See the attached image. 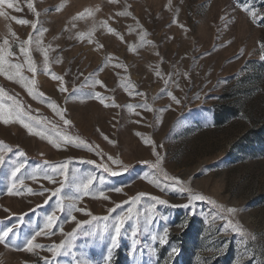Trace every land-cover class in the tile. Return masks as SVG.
<instances>
[{
  "label": "rangeland",
  "instance_id": "374dc122",
  "mask_svg": "<svg viewBox=\"0 0 264 264\" xmlns=\"http://www.w3.org/2000/svg\"><path fill=\"white\" fill-rule=\"evenodd\" d=\"M12 2L19 11L0 5L12 52L0 72V231L12 229L0 264H264V0ZM9 64L35 79L32 95ZM14 101L45 138L3 123ZM32 237L42 247L17 250Z\"/></svg>",
  "mask_w": 264,
  "mask_h": 264
},
{
  "label": "snow or ice",
  "instance_id": "6c2138e0",
  "mask_svg": "<svg viewBox=\"0 0 264 264\" xmlns=\"http://www.w3.org/2000/svg\"><path fill=\"white\" fill-rule=\"evenodd\" d=\"M110 2H117V0H110ZM6 4L8 8H15V10L19 11L20 9L16 7V5L12 2V0H0V5H4ZM28 7L30 9H33L34 10V5L29 2L28 3ZM57 10H60V9H57ZM244 11L246 12H249L252 16L253 19H255V17L257 16V13L255 11H252L250 8H245ZM92 14V11L89 9L85 12H81L79 13L77 16L73 17L74 20H80V19H83L85 16H88V15H91ZM5 15V13L3 12H0V16H3ZM38 15V14H37ZM119 15H128L127 12H122V13H119ZM11 19L15 20L17 23L21 24V25H27L29 24V21L27 20H24V19H17L16 17H12ZM264 19V18H262ZM33 27L35 28V25H33ZM181 27H183L181 25ZM46 31V30H44ZM109 32H112V33H115V30L114 29H111L109 28L108 29ZM43 33L41 32V35ZM13 36H15L16 34L13 32L12 33ZM118 35V33H117ZM81 36H83V34H81ZM121 40L123 39V37L121 36L120 37ZM32 43V39L31 37H29V39L27 41H24V42H21L20 45H19V51L20 53H22L24 56H29V50L28 48L26 47V45H30ZM37 44L40 43V41H37L36 42ZM261 48H264V42H261V44L259 45ZM100 47H103L102 45ZM7 53V55L11 56L12 55V52H11V46L9 44V40L8 39H4L2 43H0V72H4V68H3V65L5 63V54ZM43 55H44V59H45V62H47V59H48V52L47 50H43ZM27 64H28V71L32 72L34 75L37 71L36 67L34 66L33 62L31 61V59L29 58L28 61H27ZM23 65L22 64H9L8 65V68L9 70H13L12 74L11 75H8V79L9 80H12L13 77H17V82L18 83H22L23 86L26 88V90L28 91V93L30 95L33 94V88L31 86H29L30 84H35V79L34 78H27L23 75V72H22V69H23ZM51 78L54 79V80H60L62 81V77L58 76V75H55L54 73H51ZM157 75H159V73H157ZM98 84H101L103 86V82L101 81H97ZM60 92H64L66 91V88L64 87H61L58 89ZM3 93V89L0 88V94ZM35 95H42L41 93H35ZM170 95V93H169ZM173 100H175V102L177 104L180 103V101L178 99H176L174 96L172 97ZM49 103V107L53 108V110L56 111L57 115H60L61 118L63 119V113L59 110L58 106L55 104V102H51V101H48ZM106 107L109 106V105H105ZM112 106H115V105H112ZM130 107H135V106H130ZM0 108H3V105L0 104ZM150 110V109H149ZM13 113L15 114V117L17 118L16 120H13V121H10L8 119H3V123L4 124H9L11 122H19L22 124V126L28 130V132L30 134H35V135H40L41 138H45L43 133L37 131V132H33V126L32 124H30L29 122H27L25 119H24V116H25V113H24V109H23V106L18 102V101H14V107L12 109ZM2 118V117H0ZM64 123L65 124H70L71 122L68 121V120H64ZM51 142V141H50ZM64 142L65 143H73V138L71 137H64ZM76 146H80V144H77ZM86 147H89V149L91 150V146H88V145H85ZM55 147L59 148L60 147V144L59 143H56L55 144ZM25 153L23 152H20V156H24ZM157 156H158V153H157ZM109 160H112V157H109ZM113 163H120L119 161L117 160H113L112 161ZM22 167V165H21ZM64 168L65 166L61 165L60 166V169L59 171L61 172V174H64ZM105 168V171H110V169L105 165L104 166ZM126 170V169H125ZM20 171V168H16L15 172H19ZM56 169L54 168L53 169V172H55ZM15 172L13 173V175H15ZM118 173L117 172H112V175H117ZM37 177L36 176H33L32 179H36ZM44 178L45 179H48L52 182H55L54 179H53V176L52 175H49L47 172L44 173ZM172 181L174 184H177V185H181L182 184V181L180 180V178H172ZM23 182L21 181V184ZM93 183V181L91 179H89L86 183H82L80 186H79V191L81 192L82 195L84 196H87L89 195V187L90 185ZM13 189H15L14 191H10L9 194L11 195H19L21 194V190L20 189H16V186L13 185ZM181 192H191V189L190 188H187V187H180L179 189ZM27 193L28 194H33V191L31 188H27L26 189ZM115 191H120V189H115ZM40 195H43V191H41L39 193ZM99 197L100 198H104V199H107L108 197H106L103 193V191H101L99 193ZM190 199H194V200H204L206 199V197L202 194H193L189 197ZM134 202V201H133ZM161 204L165 203V201L161 200L160 201ZM62 210V209H61ZM77 211H84L86 215H91L90 212H87L86 210L84 209H79L77 208ZM227 211L229 213H235L236 209H227ZM56 219L55 215H52V216H49L47 218V224H46V227L47 228H52L53 227V221ZM73 219H75V217H73ZM93 219H97L96 217H93ZM104 219H107L106 217ZM124 223V219L123 217H120L117 221V224L115 225L114 227V232H115V236L116 237H119L120 234H121V227ZM229 225L232 226V222L229 221ZM237 230L238 231H243L242 228H240L239 226H237ZM12 232V229H5L3 231H0V245H5V246H8L11 244V241L9 239V233ZM37 235H40V233H37ZM133 235H135V232H133ZM35 240V237H32L31 239H29L26 243H27V247L25 249H19L17 247V250H24V251H28V252H33L34 249L36 248H40L42 247L41 245H38V244H34L33 241ZM163 242V240L161 241ZM113 244H115V239L113 240ZM56 246H53V248H50L49 250L52 251L55 249ZM62 247V245H61ZM176 249H173V252H175Z\"/></svg>",
  "mask_w": 264,
  "mask_h": 264
}]
</instances>
